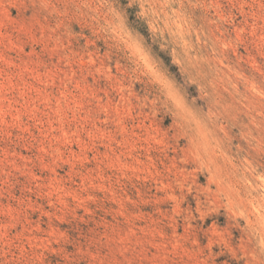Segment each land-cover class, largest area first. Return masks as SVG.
<instances>
[{"label": "rangeland", "instance_id": "374dc122", "mask_svg": "<svg viewBox=\"0 0 264 264\" xmlns=\"http://www.w3.org/2000/svg\"><path fill=\"white\" fill-rule=\"evenodd\" d=\"M0 264H264V0H0Z\"/></svg>", "mask_w": 264, "mask_h": 264}, {"label": "bare ground", "instance_id": "6f19581e", "mask_svg": "<svg viewBox=\"0 0 264 264\" xmlns=\"http://www.w3.org/2000/svg\"><path fill=\"white\" fill-rule=\"evenodd\" d=\"M212 146V145H211ZM260 218V217H259Z\"/></svg>", "mask_w": 264, "mask_h": 264}]
</instances>
